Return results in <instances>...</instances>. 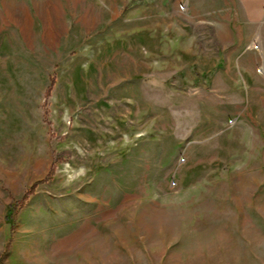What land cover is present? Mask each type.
<instances>
[{
  "label": "rangeland",
  "instance_id": "rangeland-1",
  "mask_svg": "<svg viewBox=\"0 0 264 264\" xmlns=\"http://www.w3.org/2000/svg\"><path fill=\"white\" fill-rule=\"evenodd\" d=\"M238 10L0 0V264H264V54Z\"/></svg>",
  "mask_w": 264,
  "mask_h": 264
},
{
  "label": "crops",
  "instance_id": "crops-1",
  "mask_svg": "<svg viewBox=\"0 0 264 264\" xmlns=\"http://www.w3.org/2000/svg\"><path fill=\"white\" fill-rule=\"evenodd\" d=\"M239 23L250 31L251 40L258 42L264 54V0H237Z\"/></svg>",
  "mask_w": 264,
  "mask_h": 264
},
{
  "label": "trees",
  "instance_id": "trees-1",
  "mask_svg": "<svg viewBox=\"0 0 264 264\" xmlns=\"http://www.w3.org/2000/svg\"><path fill=\"white\" fill-rule=\"evenodd\" d=\"M53 82H54V80L53 79H51V81H50V85H49V87L47 88V90H46V92H45V96H47L48 94H49V91H50V88L52 87V85H53ZM52 173H53V167H51L50 168V170H49V173H48V177H50L51 175H52ZM36 184L37 183H34L26 192H25V194L22 196V199L20 200V201H17V202H15L14 203V207L13 208H21V207H23V205H24V203L26 202V200H27V198H28V196L29 195H32L33 193H34V189H35V187H36ZM14 228V226H12L11 227V229H13Z\"/></svg>",
  "mask_w": 264,
  "mask_h": 264
}]
</instances>
